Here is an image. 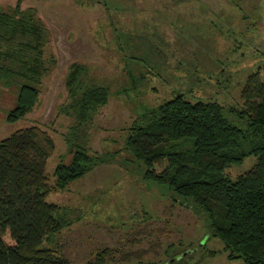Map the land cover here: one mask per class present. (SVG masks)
Here are the masks:
<instances>
[{
	"label": "rangeland",
	"instance_id": "374dc122",
	"mask_svg": "<svg viewBox=\"0 0 264 264\" xmlns=\"http://www.w3.org/2000/svg\"><path fill=\"white\" fill-rule=\"evenodd\" d=\"M17 1L48 29L45 57L55 65L31 113L15 123L5 118L16 89L0 85V141L31 126L45 131L54 143L46 164L53 181L57 164L72 156L64 134L75 119L62 111L70 66H84L83 81L109 93L85 135L89 154L109 160L46 199L78 221L45 246L56 245L70 264H99L101 252V264H165L180 245L191 250L173 264H243L228 261L219 240H208L201 218L143 180L124 140L141 111L176 94L190 103L240 104L248 75L264 65V0H0V13ZM254 163L248 157L226 174L233 180ZM204 250L219 253L201 260Z\"/></svg>",
	"mask_w": 264,
	"mask_h": 264
},
{
	"label": "trees",
	"instance_id": "16d2710c",
	"mask_svg": "<svg viewBox=\"0 0 264 264\" xmlns=\"http://www.w3.org/2000/svg\"><path fill=\"white\" fill-rule=\"evenodd\" d=\"M48 41L49 31L34 9L22 10L17 1L0 13V85L16 89L7 123L24 119L37 104L42 78L55 65L52 56L45 57ZM86 71L73 64L65 79L69 103L62 111L75 122L64 141L72 156L68 164H57L53 181L46 164L54 143L45 131L31 126L0 141V264H70L56 245L45 243L78 217L46 199L109 160L90 155L85 145L86 128L109 97L106 88L83 81ZM260 71L264 65L248 75L240 104L190 103L176 94L141 111L124 140V150L143 168V180L164 188L174 202L201 218L208 240H219L227 260L243 264H264V83ZM248 157L255 158L254 165L230 179L226 171ZM180 246L166 263L186 259L191 249ZM217 253L204 250L200 259ZM106 256L98 253L96 260L101 264Z\"/></svg>",
	"mask_w": 264,
	"mask_h": 264
},
{
	"label": "crops",
	"instance_id": "0c3cea01",
	"mask_svg": "<svg viewBox=\"0 0 264 264\" xmlns=\"http://www.w3.org/2000/svg\"><path fill=\"white\" fill-rule=\"evenodd\" d=\"M173 7V4H171V6L169 7V8H172ZM186 7V5L184 6V8H181V9H187V8H185ZM169 10V9H168ZM173 10H175V8L173 7Z\"/></svg>",
	"mask_w": 264,
	"mask_h": 264
}]
</instances>
